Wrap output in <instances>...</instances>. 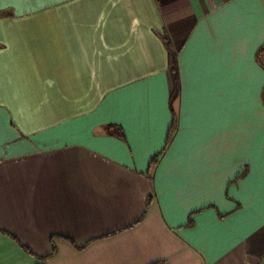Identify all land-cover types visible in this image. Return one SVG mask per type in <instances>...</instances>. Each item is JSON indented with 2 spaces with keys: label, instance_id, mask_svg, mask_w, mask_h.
<instances>
[{
  "label": "crops",
  "instance_id": "1",
  "mask_svg": "<svg viewBox=\"0 0 264 264\" xmlns=\"http://www.w3.org/2000/svg\"><path fill=\"white\" fill-rule=\"evenodd\" d=\"M0 11V264H264V0Z\"/></svg>",
  "mask_w": 264,
  "mask_h": 264
},
{
  "label": "trees",
  "instance_id": "2",
  "mask_svg": "<svg viewBox=\"0 0 264 264\" xmlns=\"http://www.w3.org/2000/svg\"><path fill=\"white\" fill-rule=\"evenodd\" d=\"M9 15H10V13H8V12L0 11V16H9ZM161 40H162V44L165 46V49L167 51V55H166L167 56V67H168L167 69L169 71L170 78H171L170 82H172V90H171V93L169 94L170 95V97H169L170 107L169 108L171 111L172 119L170 120L171 125L169 128V133H168L166 144H165V146H167V144L170 141V137H171L170 133H172V131L175 128L176 117H175L174 109L172 108L173 107L172 103L178 97V94L180 91V83H179V70H178L177 54L175 53L168 37H166L164 35V36H162ZM156 158L157 157H154L151 162L156 161ZM54 253H55V248L53 246L51 253L47 257L54 255ZM153 264H163V263L155 262Z\"/></svg>",
  "mask_w": 264,
  "mask_h": 264
}]
</instances>
